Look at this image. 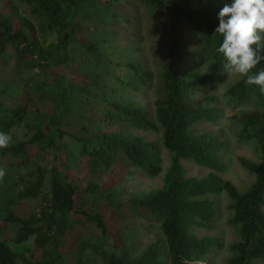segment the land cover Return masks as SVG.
<instances>
[{
	"label": "trees",
	"instance_id": "trees-1",
	"mask_svg": "<svg viewBox=\"0 0 264 264\" xmlns=\"http://www.w3.org/2000/svg\"><path fill=\"white\" fill-rule=\"evenodd\" d=\"M136 1L162 34L154 117L139 101L153 74L129 60L142 39L135 19L118 10L121 0H0V132L12 138L0 148V264H201L224 248L196 234L215 230L210 197L223 194L239 232L227 264H264V93L244 76L225 93L228 106L255 105L233 116L239 141L254 143L262 160L239 159L255 177L245 192L223 177L227 144L196 130L222 120L217 97L194 96L200 86L215 91L224 73L215 29L231 2ZM184 26L201 40L205 74L195 69ZM260 70L264 61L252 72ZM24 71L35 77L9 96ZM160 132L171 155L163 186L122 200L120 187L136 169L162 175L159 146L140 136ZM189 160L209 173L188 176ZM29 202L38 207L19 214ZM138 220L157 225L163 239L142 249Z\"/></svg>",
	"mask_w": 264,
	"mask_h": 264
},
{
	"label": "rangeland",
	"instance_id": "rangeland-1",
	"mask_svg": "<svg viewBox=\"0 0 264 264\" xmlns=\"http://www.w3.org/2000/svg\"><path fill=\"white\" fill-rule=\"evenodd\" d=\"M19 2V0H15ZM222 3H229L231 0H218ZM21 11L29 19H33L28 8L18 3ZM118 10L132 17L136 21V27L139 29L141 34V43L137 46L141 49L138 54L129 56V60L138 61L145 65L148 71L153 74V82L150 84L148 89L143 90L139 93V101L142 102L154 117L155 114V103L159 99L158 86L160 83L159 74L161 71V65L159 58L156 56L157 47L161 44L162 34L161 31L156 30L153 26L152 16L148 11L141 7L136 0H121ZM183 35L188 42L187 49L193 53L196 57L195 69L200 73H206V65L199 60V52L201 51V40L196 33L189 27H183ZM135 47V46H134ZM36 72L24 71L19 78L11 82L9 96H19L23 84L35 77ZM241 79V75L236 73H222L217 82V89L215 91L208 87L200 86V90L194 96L197 99L214 95L220 101L218 106L223 112L222 120L216 124H200L196 127V130L200 133H213L218 139L224 141L227 144V150L222 156V160L226 166L223 177L226 180L231 181L239 191L245 192L255 181V177L242 168L239 163L240 158H247L252 162L262 164L261 156L257 147L251 142L239 141V127L233 120V116L240 112L253 111L255 105L249 103L247 105L234 107L228 106L225 100L226 91ZM2 87L0 86V97H3L1 92ZM140 136L147 140L156 143L160 150L164 161V170L160 177L149 178L141 170L136 169L133 176L127 178L120 187L119 194L122 200L128 199L130 196H138L141 194L149 193L153 190H157L163 186L164 176L169 168L171 155L163 147L162 144V133H141ZM51 157H48L46 162H51ZM183 165L186 169V173L190 177L202 178L209 172L197 165L193 161H184ZM210 199L214 202L217 210V218L214 226L215 230L209 232L204 230H197L196 234L200 237H216L222 240L224 248L220 251H213L205 262L201 264H227L229 259L232 257L230 247L239 241L238 229L230 224V220L233 216L232 201L226 195L211 196ZM38 207L37 202H29L19 209V214H25L35 210ZM137 228H140L138 241L141 244V248L144 249L151 243L158 240H162L163 236L157 227V225L151 223H144L140 220L133 222ZM10 245L13 243L9 242ZM32 243L26 246V251H30ZM92 264H98L93 262ZM254 264H262L261 262H255Z\"/></svg>",
	"mask_w": 264,
	"mask_h": 264
},
{
	"label": "clouds",
	"instance_id": "clouds-1",
	"mask_svg": "<svg viewBox=\"0 0 264 264\" xmlns=\"http://www.w3.org/2000/svg\"><path fill=\"white\" fill-rule=\"evenodd\" d=\"M216 33L222 36L217 52L223 55L225 73L246 77L264 93V70H252L264 61V0H231L218 12ZM11 136L0 132V148H6ZM2 174V173H0Z\"/></svg>",
	"mask_w": 264,
	"mask_h": 264
}]
</instances>
